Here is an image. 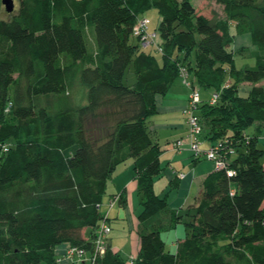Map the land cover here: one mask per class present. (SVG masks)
<instances>
[{
	"label": "trees",
	"instance_id": "1",
	"mask_svg": "<svg viewBox=\"0 0 264 264\" xmlns=\"http://www.w3.org/2000/svg\"><path fill=\"white\" fill-rule=\"evenodd\" d=\"M214 1L222 17L191 0H19L0 19V264H62V243L92 255L96 229L110 225L99 210L107 181L128 160L138 220L167 208L153 188L162 149L148 124L182 71L200 94L202 141H226L234 153L224 150L226 168L203 178L174 251L155 229L139 234L127 259L108 237L95 264H264V88L255 85L264 79V0ZM151 8L152 32L143 15ZM140 17L156 43L143 47L133 34ZM246 34L259 54L254 67L236 68L231 46ZM130 64L135 82L125 85ZM180 217L171 210L168 227Z\"/></svg>",
	"mask_w": 264,
	"mask_h": 264
},
{
	"label": "rangeland",
	"instance_id": "2",
	"mask_svg": "<svg viewBox=\"0 0 264 264\" xmlns=\"http://www.w3.org/2000/svg\"><path fill=\"white\" fill-rule=\"evenodd\" d=\"M13 1V10L8 12L5 10L4 5L0 0V19H9L12 14L16 13L19 0H12ZM194 5H197L198 9L205 13L210 14L209 11L212 9L217 14L221 12V6L215 2L214 0H191ZM145 17L149 19V26L148 30L150 32L154 31L157 27L159 21V13L155 8H151L147 10L144 14ZM89 34V33H88ZM245 38V37H244ZM247 38V35H246ZM88 49L93 48V39L92 36L88 35ZM232 51L234 55V61L236 68L241 67H254L255 65V57L259 54L253 46H251L248 39H243V36L238 37V39L234 40L232 43ZM146 49H150L146 48ZM158 55L157 52H154ZM123 83L125 85H132L135 82V74L133 71L132 64H130L124 71L122 77ZM264 80V79H263ZM181 84V85H180ZM175 85L180 86L182 89L181 92H185V89L189 91L188 86L179 83L177 80ZM263 88H264V81H263ZM244 90L243 85L240 87V93ZM73 97L79 99L83 95V89L81 86L76 87L72 91ZM200 93L202 97L208 95L209 91L200 88ZM247 134H253V127H249L246 129ZM10 142H13V139H10ZM203 144V143H202ZM258 147L264 149V139L258 140ZM201 149L205 150V146L201 145ZM203 160L207 161L205 156L202 154ZM167 156H163L161 158V163L166 166L167 168ZM262 162H264V155L262 157ZM176 167H182V162L180 160L176 161ZM165 169L163 170L162 174L155 178L153 183V188L156 194L160 197L165 198L167 202V208L160 210L150 218L146 219L145 221H139L137 215L140 211V203H141V195L137 189V181L134 183L132 187H128L126 189V193H128V200H127V207L123 208L118 199L114 201L113 205L110 206V201L114 198L113 196L118 193L116 188L117 186L108 185L106 187V194L102 199L101 206H100V213L102 216H108L109 222L111 226V231L108 237H111L112 245L116 250H118L120 256L124 259L130 258L131 255L135 254L136 247L133 246V239L131 237L132 232L138 233H145L155 229L160 230V236L165 242V247L167 250L174 251L176 242L180 239H184L187 233V226L186 222H188L189 218L186 214L188 203L193 204L194 197L188 196V202H184L182 209L180 208V202L183 199L182 191L179 187L170 185L167 175L165 173ZM184 167H182V170ZM186 172L187 170L184 169ZM200 181L196 180L194 184V196L196 198V190L199 187ZM200 190V188H198ZM116 202V203H115ZM195 202V201H194ZM181 209V210H180ZM185 209V210H184ZM174 210L177 213V216H181L178 219V222L175 227L169 228L167 226L169 222L170 211ZM136 234V233H135Z\"/></svg>",
	"mask_w": 264,
	"mask_h": 264
},
{
	"label": "crops",
	"instance_id": "3",
	"mask_svg": "<svg viewBox=\"0 0 264 264\" xmlns=\"http://www.w3.org/2000/svg\"><path fill=\"white\" fill-rule=\"evenodd\" d=\"M218 15H220L221 17L223 16L222 10ZM246 35H235L234 40L238 39V37L240 36H243V39L245 40L248 39V41L251 43L250 35L248 34ZM94 50L95 47L93 43L92 51ZM178 81L179 83H181L180 80ZM263 81L264 80L255 83V85L263 86ZM243 85L249 87L250 84L243 83ZM181 90L182 89L180 88V86L175 85L174 83L164 95L157 96V113L151 118L148 127L151 138L156 140L161 146L162 152L159 157L160 163H161V158L163 156H167V161H168L167 168L165 169L166 166H164L162 163L161 166L163 170L165 169V173L167 175L170 185L179 187L182 191L183 199L180 202L181 205L180 208L182 209V207L185 208L183 206L184 202L185 201L188 202V198H187L188 196H193L194 201L196 202V198L193 192L194 184L196 180L200 181L198 185L199 187H197L196 190L197 192L196 197H197L200 191L198 190V188H201V182L203 178L208 173L214 170V166L211 161L203 160L204 158L202 155L196 159L193 158L192 152L189 149L188 143L186 141H184L185 143L183 144V146H181L180 149L176 150L173 148V142L177 139L185 138L187 134V124L181 110L186 104L189 91L185 89V92H181ZM209 94L210 93H208L207 96L202 98H208ZM259 139H264V130ZM202 145H204L206 149L208 146V142L203 141ZM177 160H180L182 162V167H184V169L187 170L186 172L184 171V169L182 170V167H176L175 164ZM262 164L264 168V162H262ZM162 172L160 173V175L162 174ZM179 172H182L184 174L182 178L177 176V173ZM135 182H136V178L130 160H128L124 164L119 165L115 169L111 178L107 181V186L108 185L117 186L116 188H118L117 189L118 193H116L113 197L118 196L116 199L118 200L120 199L119 203L123 208L127 207L128 193H126V189L128 187H132ZM188 204L189 205L187 207H190L192 205V204L190 205V203ZM262 205L264 206V201ZM168 220L169 222L167 226L170 225V216ZM135 233L132 232L131 237L133 239V246L135 245L136 247L135 253H137L138 236L140 233L138 232ZM108 241L109 244L114 248V246L112 245L111 237H109ZM67 247H68L67 243H62L59 244L56 249L57 252L61 254L64 253ZM62 264H68V263L62 262Z\"/></svg>",
	"mask_w": 264,
	"mask_h": 264
},
{
	"label": "built area",
	"instance_id": "4",
	"mask_svg": "<svg viewBox=\"0 0 264 264\" xmlns=\"http://www.w3.org/2000/svg\"><path fill=\"white\" fill-rule=\"evenodd\" d=\"M148 19L145 17H140L137 19L136 24L133 27V34L139 39L142 46H148L150 43H156L155 34H149L147 32ZM159 50L161 48L158 46ZM183 69V68H182ZM182 83L190 87V93L185 106L181 110L186 124H187V134L185 138L177 139L173 142V148L178 150L183 146L186 141L188 143L189 149L192 152L193 158H198L202 154L205 158L212 162L215 169L226 168L225 161L223 159V151L227 150L229 154H233L234 151L231 147H228L226 141H216L210 144L205 150L201 149L203 143L200 135L202 133V127L199 118L196 114L198 104L200 102V94L198 89L192 85V81L189 78V74L185 71L181 72ZM218 98L217 93H212L211 98H209L210 103H215ZM226 148V149H225ZM4 150H7L4 147ZM227 175H231L233 170H226ZM177 176L182 178L184 174L182 172L177 173ZM118 196H115L112 201H110V206H112L114 200ZM111 231V227L108 222L103 219L100 226L95 231L94 237V253L92 255L87 254L85 251L69 246L64 251L61 262H66L68 264H95V258L98 254H102L105 250V245L107 243L108 235Z\"/></svg>",
	"mask_w": 264,
	"mask_h": 264
},
{
	"label": "water",
	"instance_id": "5",
	"mask_svg": "<svg viewBox=\"0 0 264 264\" xmlns=\"http://www.w3.org/2000/svg\"><path fill=\"white\" fill-rule=\"evenodd\" d=\"M2 4L5 7V10L10 12L13 10V1L12 0H1Z\"/></svg>",
	"mask_w": 264,
	"mask_h": 264
}]
</instances>
